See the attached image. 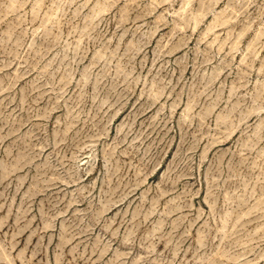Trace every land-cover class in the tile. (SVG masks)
<instances>
[{"label": "rangeland", "instance_id": "374dc122", "mask_svg": "<svg viewBox=\"0 0 264 264\" xmlns=\"http://www.w3.org/2000/svg\"><path fill=\"white\" fill-rule=\"evenodd\" d=\"M0 264H264V0H0Z\"/></svg>", "mask_w": 264, "mask_h": 264}]
</instances>
